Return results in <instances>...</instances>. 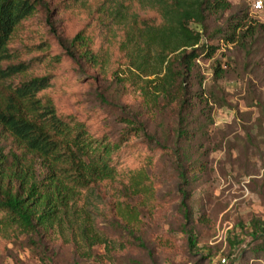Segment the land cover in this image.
Listing matches in <instances>:
<instances>
[{
    "label": "trees",
    "instance_id": "obj_1",
    "mask_svg": "<svg viewBox=\"0 0 264 264\" xmlns=\"http://www.w3.org/2000/svg\"><path fill=\"white\" fill-rule=\"evenodd\" d=\"M241 1L243 4L225 25L208 35H204L206 19L231 9L229 0H157L143 14L133 11V0L123 1L128 17L121 22L124 26L116 43L118 66L112 77L125 92L137 82L133 78L127 84L119 76V65L143 74L149 69L145 75L164 69L161 76L142 81L138 97L143 114L149 118L161 111L162 103L173 105L177 116L175 140L169 147L130 116H121V122L127 125L113 138L111 129L101 125L96 114L79 108L80 83L71 77L63 79L64 70L56 72L63 61L79 71L101 65L104 52L100 34L115 18L107 0L95 1L94 7L83 13L68 10L66 0H0V229H12L30 239L48 238L55 224L68 221L67 214L75 210L74 205L85 193L106 188L111 190L112 219L133 233L141 224L140 208L130 202L140 194L153 198L151 175L158 159L172 156L180 180L187 184L184 164L189 161L196 135L189 117L196 99L204 97L203 78L198 77L197 85L190 80L196 73L197 60L213 57L219 47L213 39L243 47L257 29H264V24L252 25L249 6ZM41 9L49 18L63 19L65 14L75 18L62 34L54 32L52 22L45 18L59 48L53 54L47 44L41 47L43 42L18 46L16 41L21 39L19 30L30 25ZM213 72L214 79L225 75L219 61ZM131 74L138 78V74ZM55 83L64 85L58 89L67 92L75 103L74 112L62 108L53 96ZM98 99L106 101L102 95ZM193 167H197L194 162ZM188 198L189 191L184 188L181 204L186 221L190 219ZM250 229L254 243L248 251L255 258H264V222L252 219ZM227 239L234 252L241 238L231 230ZM137 240L142 247L143 242ZM188 240L194 245L190 237Z\"/></svg>",
    "mask_w": 264,
    "mask_h": 264
},
{
    "label": "rangeland",
    "instance_id": "obj_2",
    "mask_svg": "<svg viewBox=\"0 0 264 264\" xmlns=\"http://www.w3.org/2000/svg\"><path fill=\"white\" fill-rule=\"evenodd\" d=\"M95 1L66 0V7L83 13L93 8ZM123 1L107 0L115 18L103 26L100 34L104 52L101 65L79 71L63 61L56 72L64 70L63 79L71 77L80 83L79 108L96 114L98 122L111 129L113 138L127 125L121 122V116L133 117L156 139L173 147L177 118L173 105L162 103L161 111L149 118L143 114L138 97L142 81L161 76L164 69L145 75L149 74V69L143 74L133 67L129 70L126 65H119V76L127 84L133 78L137 82L125 92L113 80L112 72L118 66L119 30L124 26L122 20L128 17ZM229 1L231 9L206 19L204 35L213 34L215 28L224 26L228 17L243 4L241 0ZM154 4L157 0H133L132 9L143 14ZM248 17L254 26L264 24L262 12ZM45 18L49 17L41 9L30 25L19 30L18 46L23 43L37 46L43 42L41 47L47 44L51 54L59 51ZM49 21L54 32L62 34L70 29L75 18L65 14L63 19L51 16ZM192 26L195 30L199 28ZM212 43L218 44L217 51L211 59L201 56L196 73L190 78L194 85L199 76L203 78L204 97L196 99L189 117L196 135L191 142L189 161L184 164L187 184L180 180L174 158L166 155L158 159L151 175L153 198L146 199L140 194L130 202L140 208L141 224L133 233L112 219L109 213L111 190H91L74 205L75 210L67 214V222L54 225L48 238L30 239L26 234L1 228L0 264H264V258H255L248 251L254 243L251 220L264 222V29H257L243 47L216 39ZM218 61L225 75L214 79L213 68ZM133 72L138 78L131 74ZM60 86L64 85L54 84L56 94L53 96L62 108L74 112L75 103L67 92H60ZM99 95L106 101L101 102ZM193 162L197 167H193ZM184 188L189 191L186 203L189 221L182 213ZM231 230L241 238L235 253L230 251L227 239ZM189 237L194 245L189 243ZM137 239L143 242L142 247Z\"/></svg>",
    "mask_w": 264,
    "mask_h": 264
},
{
    "label": "built area",
    "instance_id": "obj_3",
    "mask_svg": "<svg viewBox=\"0 0 264 264\" xmlns=\"http://www.w3.org/2000/svg\"><path fill=\"white\" fill-rule=\"evenodd\" d=\"M246 4L249 6L250 15L258 14L264 9V0H244ZM225 259H222L224 262Z\"/></svg>",
    "mask_w": 264,
    "mask_h": 264
}]
</instances>
